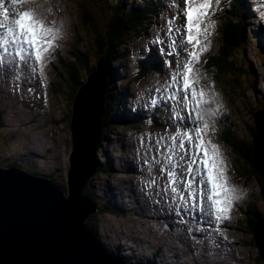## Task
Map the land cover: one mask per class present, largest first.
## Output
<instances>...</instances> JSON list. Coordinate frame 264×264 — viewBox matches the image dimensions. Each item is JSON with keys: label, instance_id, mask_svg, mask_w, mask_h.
<instances>
[{"label": "rangeland", "instance_id": "1", "mask_svg": "<svg viewBox=\"0 0 264 264\" xmlns=\"http://www.w3.org/2000/svg\"><path fill=\"white\" fill-rule=\"evenodd\" d=\"M87 1L89 0H85L84 3H88ZM109 1L110 0H105V3ZM39 2H42L41 6L46 7V9L48 10L46 14H49L50 17H52L53 19L54 23L52 28L59 30L58 33L56 34V42L53 45L55 48L54 51L57 53L56 56H59L61 52L63 54L61 57L67 61V59L68 58L70 59V57L73 55L72 53L80 52L81 56L83 54L88 53V57H90L89 58L90 67L95 66V62L97 61L98 58H100L99 57L100 51L94 47L95 44L94 37L92 38V36H94V33L90 31L91 30L90 24L83 25L84 23L81 20V16H82L81 5L78 6L77 3H75L73 0H38V1L25 0L24 3H14L13 0H3V4L0 5V12L5 9H7V12L10 11L14 12V10L17 9V7H20L24 11L30 9L34 10L35 13L37 14V18L41 19L39 15L40 13H37L38 8L35 6V5L40 6ZM222 5L223 3L220 4V6ZM214 6L215 3H213L211 6L212 9L215 10ZM39 10L41 11L42 14H44L42 8H39ZM91 10L93 11L92 8ZM109 10L110 7L106 8L104 4V10L102 11V13L107 14ZM4 14L5 11L3 14L0 15V20L3 18ZM50 17L47 16L43 17V21H46L47 26L49 27H51L48 22L51 21ZM218 26H219V20L215 17L213 23L212 15L208 18V20L204 25V27L207 29V35L202 34V36L203 38H205L203 42L204 45L206 46V51L210 49L209 46H214L218 42V35H217ZM102 27L103 26H99V29H102ZM67 30H68V40L61 43V39H65ZM214 50L216 51V48ZM202 56L199 64L202 63ZM236 58L238 59L237 64L239 63L240 65L238 67H243L244 70L246 71L249 70L250 73H246L247 75L243 74L242 76H239L241 77L239 81L241 85L239 91L235 90L234 87L230 86L231 92L234 93L228 96V100L226 99L229 104V107L224 106L223 97L220 95L219 93L220 89H218L217 86H214L212 84L211 85L205 84L203 82L207 80L205 76H201V70L203 64L200 65V71L197 68V72L200 78V85L199 86L197 85V89L198 90L202 89L205 92L204 99L208 101V103L205 106H209L207 112L210 113V116L208 117V122L210 124H215V122H218L219 120L218 114L213 115L212 113H213V109H217V106H220L218 108V111L221 114L223 113V115H227V114L230 115L229 117L230 120L237 128L238 137L245 138L249 142L251 139L250 129L254 127V124H253L252 115H250V112L248 110L250 108H255V103L257 101L254 100V98L258 99L259 101L264 100L259 98L260 96L264 97L263 96L264 69L262 68L264 67V55H261L255 46H253L250 43H247L238 53ZM58 65L59 62L56 63L54 68L51 69L48 72V74H45L44 76L42 75L41 71L37 69L35 71H28L29 74L35 77L32 79V81H36L35 80L36 78L38 82L41 80L49 81V91L51 90V93L48 94V98H49V103L50 104L52 103V105L50 106V110L47 115L45 114L41 116V114H39V117L36 116L38 114V111L36 109L34 110V108H36V105L34 104L31 105L32 103H30L28 100H26L28 108L25 110V113L23 114L22 104L17 102L15 103L13 100L8 98V94L6 91L7 85L4 84L3 86H0V107H2L4 104L11 103L12 105H14L15 108L14 111L19 114L17 116H14L11 115V113L10 114L6 113L5 118L3 117L2 119H0L1 121L0 166L5 167L6 165L16 162L19 165H21V167H23L22 169L24 170L27 169L28 172L30 173L43 175V176L52 175L53 181L58 183L61 186V188L64 191H66L68 168H69V157L72 151L71 133H70V115H71L70 110L73 101L71 100V96L68 94V88L65 87L64 83L61 85L63 92L62 93L60 92V94L58 95L54 94V91L58 89L57 84L59 82L62 83L61 79H58L56 75L60 71ZM249 65L253 66L254 74L257 75L256 82H254L255 75L249 69ZM15 70L17 75L15 76L12 75L11 77L16 81H20V77L23 76L24 71L22 70L19 71L18 68ZM125 71H123L120 74L121 78L122 75L125 73ZM82 74L85 81L86 75L88 73H82ZM236 76H238L237 72H236ZM229 79L225 77H219V84L225 87L226 84L229 83ZM121 83H124V80H122ZM216 85H218V83ZM120 86H121L120 84H117L115 91H118L120 89ZM249 86L251 87V90ZM254 87H256L255 89H257L258 87L259 91H261V93L263 94H260L258 96L257 94H253L255 91ZM32 89L33 91L31 95L33 97H36V92H40V89H38L37 91V89L33 85H32ZM241 90L245 93V95H242ZM125 91L127 93V98L131 99L134 98L136 95V92L130 94V88H125ZM40 97H36V101L37 99H40ZM14 99L16 101L19 100V102L22 101L21 97L18 98L17 95L14 96ZM132 102L134 103L135 101L132 100ZM221 105L223 108L221 107ZM133 109H136V107L133 106ZM133 109L132 112L134 111ZM109 116L112 118V122L115 124L112 125L113 128H111L110 131L111 133L105 135L108 140L104 141L101 148L95 152L97 158H99V161L101 162V166L107 169V171L105 172L101 171V173L95 172L93 175H91L92 176L91 185H88V188L95 193L96 197L94 202L97 204V206L101 205L103 201L109 200L110 198V193L108 192V189H110L109 187H114V188L117 187L116 184L114 183L116 178V176L114 175L120 176L118 178L119 181L125 179L123 175H119V174L112 175V174L114 173L115 170H121V169L123 170V166L118 163L120 161L118 157L119 154L124 155L127 152L130 153L132 152L133 149L132 148L133 134L131 132L132 126L134 125L133 122L128 118H122V116L119 115L117 109L111 111L109 113ZM9 120L11 122H17V120H22L24 121V125L22 128H19L18 131L16 130L9 131L7 129V123ZM140 120H145V119H140ZM47 133H49L53 137V139H55V145L49 147V152L45 153L44 151H41L39 148H36V151L38 153H33L36 156H32L29 153H27L28 155H22L24 153V150L22 149L21 145L29 141L33 134L46 135ZM163 134L166 133L152 134L151 136L154 139H156L157 137ZM139 135H144V133H141ZM18 138L23 142L20 143L19 146H17V150H15L11 147V145L13 144V142H17ZM205 138L218 146V152L221 158V166L224 169L226 182L231 180L232 178L234 180V182L233 181L231 182L233 183V188L235 190L236 196H233L231 204L236 202L238 196L239 200L237 205V211L239 216L243 217L244 214H242V212L246 208H249L248 210L249 213H253L254 215V212H256L264 222V193H262L263 191L261 192L259 180L257 179L256 176L253 175L252 172L253 169H250L245 166H241V164L239 163L240 161H235L233 153L230 151V148L227 146V144L222 140V135L220 133L216 137V135L210 134L209 131L207 132ZM41 142L42 141L39 137H33V143L35 146H37ZM138 144L149 145V142H146L144 141L143 138H141L139 139ZM119 149L122 150V153H119L118 151ZM103 151L105 152V154H101V152ZM151 156H152L151 159L157 160L156 156L152 155V152H151ZM134 166L135 164H133V167ZM124 168L126 169L127 166H124ZM246 168L247 171L245 173ZM139 169L143 171L144 167L140 166ZM128 170H129V166H128ZM130 171H131V167H130ZM149 174L153 175V173H149ZM88 181H90V179ZM108 182L111 184L110 186ZM160 182L161 180L158 179V184ZM229 183L230 181L227 183V185H229ZM115 191L118 192V190ZM114 201H117V199L114 198ZM127 205H124L125 211L121 212L119 215H114V213L99 215L98 212H95L87 218L86 222L88 223L95 222L98 239L101 240L102 238L101 241L106 247L112 250L119 249L120 252L125 253L123 256H125L124 260L126 263L132 264L135 261L134 264H138V263L154 264L151 261V259L147 260L148 258L147 256H149L150 253H153V250H155L154 247L156 245H161L162 243H164V240L156 239L157 234L152 233L148 229V224H145L144 219L137 214L130 200H128ZM239 205L242 208L241 210L239 208ZM141 206L144 207V209H147V205L143 204L140 205V207ZM128 211L130 212L127 214ZM131 213H133V215ZM244 213H247V211L245 210ZM131 216L136 217L138 221ZM239 220H240V224L238 223L232 224L231 231L233 233L228 235L229 238L234 241H238L239 248L243 251H246L249 254L248 258L245 257L247 259L248 264H264L263 260L260 259L259 260L260 262H258V260L256 259L257 248L254 245H252L254 244L252 241L253 240L252 237L248 236L243 232L246 226V224L243 222V219L241 220V218H239ZM155 226L156 224L153 226L150 225L149 228H151V230L154 231L155 229L153 227ZM256 226L258 227V225ZM191 227L192 224L190 223L189 228ZM139 228H144L145 231L141 232ZM163 231H164L163 228H161L159 232L161 233ZM162 236L166 238V235H164L163 233ZM153 238L155 239L154 243L152 244L150 242V245H152L153 248L150 249L149 251L143 250V253L145 254L137 253L139 251L134 250L138 242L142 243L141 242L142 240H147V239L148 240L150 239L152 241ZM126 239H128L129 241V243H127L129 245L127 246H125L126 244L123 243V241ZM174 242L175 239H173L172 243L174 244ZM208 243H212V242L208 240L206 244ZM142 245L144 246L146 244L142 243ZM208 247H209L208 250L211 251L213 250V248L210 247L209 244ZM168 249L173 253V256L176 258L177 255L178 257H180L181 255L183 256L187 255L184 252H181V250L179 249L178 252L181 253L180 255L175 249L174 245H170ZM130 250H134V251H131L130 254L129 253ZM162 254L163 253L161 252V250H159V253H157L155 260L158 261V258ZM210 260L220 262L218 258L210 257V259H208L207 261L209 262ZM176 264H180V262L178 263L176 261ZM242 264H247V263H242Z\"/></svg>", "mask_w": 264, "mask_h": 264}, {"label": "water", "instance_id": "2", "mask_svg": "<svg viewBox=\"0 0 264 264\" xmlns=\"http://www.w3.org/2000/svg\"><path fill=\"white\" fill-rule=\"evenodd\" d=\"M106 65L104 58L97 60L74 97L67 196L48 179L17 166L0 167V264H128L87 227L98 207L82 194L96 166ZM253 114L252 172L264 188V110ZM251 232L264 262V224H255Z\"/></svg>", "mask_w": 264, "mask_h": 264}, {"label": "snow or ice", "instance_id": "3", "mask_svg": "<svg viewBox=\"0 0 264 264\" xmlns=\"http://www.w3.org/2000/svg\"><path fill=\"white\" fill-rule=\"evenodd\" d=\"M13 2L24 3L25 0H13ZM174 2L182 8V14L178 11L171 15L170 19L172 21L179 19L182 23L175 28L169 26L167 31L177 33L172 44L177 48V53L180 47H184L186 59L182 66L177 62L169 83L164 89L158 88L156 91L158 93L167 91L168 95L162 98L164 101L182 100L186 114L176 116L175 122L179 127L170 137L171 148L178 149V152L165 155L168 149H164L163 152L157 149L163 157L161 160H154L159 166L158 179L167 177L164 187L157 194L165 195L169 200L183 202L178 203L177 208H183L185 211H191L196 207L195 203L188 202L194 201L197 194H206L207 208H202L201 211L206 210L208 216H215L216 220H220L222 214L230 209L233 189L227 186L218 146L205 138L207 132L214 131V127L208 122L205 109L208 101L204 99L205 92L197 89V84L200 82L197 68L203 52L206 51L201 38L202 34L207 35L204 25L212 15V4L219 5L221 0H174ZM2 4L3 0H0V5ZM4 11L6 13L7 9ZM4 19L8 17L5 15ZM0 29H4L2 35L5 38V53H7V45L21 49L22 51L15 53L14 56L19 57L25 64L33 58L37 64H42L50 54L59 31L47 26L46 21L37 18V14L31 9L18 12L14 21H10L8 25L0 22ZM25 48L27 55L23 51ZM167 55L171 57L173 53L168 52ZM166 63L171 66L170 60ZM155 103L156 101L153 100V104ZM219 107L213 110V115L218 114ZM203 177H206V182ZM151 183L155 186L158 180L154 179ZM205 183L206 187H201ZM169 189L173 195H168Z\"/></svg>", "mask_w": 264, "mask_h": 264}, {"label": "trees", "instance_id": "4", "mask_svg": "<svg viewBox=\"0 0 264 264\" xmlns=\"http://www.w3.org/2000/svg\"><path fill=\"white\" fill-rule=\"evenodd\" d=\"M141 1L143 7L140 5L125 3V0H111L105 3V0H89L88 3H82V19L84 24H90V28L94 33V42L95 48L100 51L99 55L107 61V88L105 92V105H104V114L100 118V133L101 141L104 142L105 135L109 134L111 128H113L112 118L109 116V113L118 108V101L121 98L120 94L122 93V87L118 91H115L116 85L120 84L118 81V64L121 62L122 58V47L123 43L126 41L132 40L138 34H143V28H140V24L146 21H149L151 18H155L157 15L155 9L157 7L149 5L150 2ZM151 1V0H150ZM105 7H110V10L107 14L102 13ZM89 5V6H88ZM148 6V8H147ZM244 6V5H243ZM241 6L236 1L230 3V6L226 13L219 17L220 26L217 27V35L219 42V53L214 55L209 59V62L205 65V74L207 75L206 82L211 83L212 80L217 81L218 88H220L224 97L228 100V96L233 94L231 92L230 86L234 87L235 90H240V78L241 74L250 73L249 70H244L239 63L237 65L238 59L236 58L240 46H243L246 39V28H244V23L241 21V16L243 14L244 7ZM152 7V8H151ZM93 9V11L91 10ZM97 14V15H96ZM99 26H103L102 29H99ZM121 50V51H119ZM90 57L87 54L73 55V60L67 62L62 67V72L58 74V78L61 79L62 83H58V89L54 91V94L62 93V84H65V87L68 88V94L71 96V100H74L76 90L84 82L82 73H91L93 67H90ZM148 65V66H145ZM143 66V72H149L151 67L149 64ZM236 72L238 76H236ZM235 73V75H234ZM211 74H214L213 76ZM247 75V74H246ZM230 77L229 83L223 87L219 84V77ZM238 77V78H237ZM217 79V80H216ZM250 83V82H249ZM238 84V85H237ZM121 85V84H120ZM250 87V86H249ZM251 90V87H250ZM242 91V90H241ZM242 95L244 92L242 91ZM264 99V98H263ZM226 100V101H227ZM255 108H250L248 111L250 115L253 114L255 109H264V100L263 102L257 101L255 103ZM71 113V110H70ZM69 117V115H68ZM1 123V121H0ZM222 140L230 147V151L233 153L235 161H240L241 166L248 167L252 169L251 164V154L253 152L252 140L248 142L245 138H239L237 133V128L232 123L230 118H226L222 124ZM255 130L254 127L250 129V136L252 138ZM101 144V143H100ZM101 146L97 148L100 149ZM96 150V151H97ZM105 154V152H101ZM96 156V154H95ZM97 157V156H96ZM98 166L96 172L107 171L104 167L101 166V162L98 160ZM6 166H19L16 162ZM23 168V167H21ZM27 170V169H26ZM28 171V170H27ZM109 171V170H108ZM247 168L245 169V173ZM260 183L261 192L264 193V188L261 183L260 178H257ZM90 183V184H88ZM88 185H91V179L87 182L86 186L83 189V195L87 196L90 200L95 201V193L92 192ZM114 213L116 215L120 214V210H115L112 207L111 203H101L99 205V215H105V213ZM258 222H262V219L258 216L256 212L249 214L246 219V231L249 233L252 231V228ZM87 225L90 229L97 234L95 222L88 223ZM98 236V235H97ZM109 252L118 255L117 250L107 249ZM260 259L259 256H257ZM153 263V259H151ZM140 264V263H138Z\"/></svg>", "mask_w": 264, "mask_h": 264}, {"label": "bare ground", "instance_id": "5", "mask_svg": "<svg viewBox=\"0 0 264 264\" xmlns=\"http://www.w3.org/2000/svg\"><path fill=\"white\" fill-rule=\"evenodd\" d=\"M161 2V1H160ZM243 2V1H242ZM241 2V3H242ZM157 7V6H156ZM249 18H251V17H249ZM249 18L247 19V21L249 20ZM150 27V26H149ZM140 37V36H139ZM155 54H156V56H157V53L156 52H154ZM157 63H156V66H158V67H160V63H161V60H157L156 61ZM158 64V65H157ZM254 74V73H253ZM255 75V74H254ZM255 81H257V75H255L254 76V82ZM202 88V87H201ZM211 88V87H210ZM256 87H254V89H255ZM256 90H259V89H255V91ZM130 94H132V93H130ZM208 95V94H207ZM140 120V119H139ZM126 163H128L127 161H126ZM130 167H131V171H130ZM134 169L132 168V166H130L129 165V172L130 173H133L134 171H133ZM121 180V179H120ZM121 183L123 184L124 183V179L121 181ZM120 183V184H121ZM122 189V186L121 185H117V187H116V190H118V191H120ZM104 203V202H103ZM198 220H200V219H191V224H192V227L191 228H189V230L191 231V234H194V233H196V229H195V224L198 222ZM164 231L163 232H159L161 235H162V233H164V232H166V231H168V228H164L163 229ZM204 232V231H203ZM109 235V234H108ZM204 235H206V234H204ZM100 236V235H99ZM213 236V235H212ZM107 237V236H106ZM214 238H212V239H208V240H213V241H215V240H217L216 238H215V236H213ZM101 240H102V238H101ZM128 239H126L125 241H127ZM151 241H149V240H146L145 241V243L146 244H149ZM207 243V242H206ZM125 244V243H124ZM164 244L167 246V249L169 248V246L170 245H172L170 242H164ZM126 246V245H125ZM207 246H208V244H207ZM222 247V246H221ZM209 248V247H208ZM214 249V251L216 252V254H217V256H223V258H226V259H229V257L227 256V251L225 250V249H222L221 251H219V250H217L215 247L213 248ZM208 251V250H207ZM206 250H200V252H207ZM155 253H157V252H155ZM198 253V252H197ZM223 253V254H222ZM187 254H190L189 252H187ZM120 256V255H119ZM200 257V256H199ZM202 258V257H201ZM152 259V258H151ZM219 260H220V258H218ZM124 260V259H123ZM212 263H209V264H221L220 262H216V261H213V260H210ZM124 262H125V260H124ZM154 262H156V261H154ZM187 263V262H186Z\"/></svg>", "mask_w": 264, "mask_h": 264}]
</instances>
